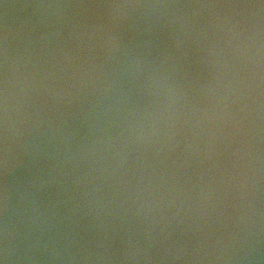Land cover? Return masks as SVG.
Returning <instances> with one entry per match:
<instances>
[{
	"label": "water",
	"instance_id": "1",
	"mask_svg": "<svg viewBox=\"0 0 264 264\" xmlns=\"http://www.w3.org/2000/svg\"><path fill=\"white\" fill-rule=\"evenodd\" d=\"M0 264H264V0H0Z\"/></svg>",
	"mask_w": 264,
	"mask_h": 264
}]
</instances>
